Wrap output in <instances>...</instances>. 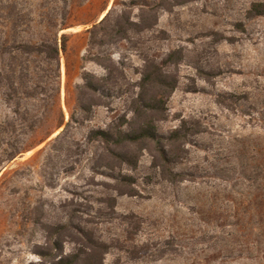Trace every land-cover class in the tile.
Segmentation results:
<instances>
[{
	"label": "rangeland",
	"instance_id": "rangeland-1",
	"mask_svg": "<svg viewBox=\"0 0 264 264\" xmlns=\"http://www.w3.org/2000/svg\"><path fill=\"white\" fill-rule=\"evenodd\" d=\"M110 1L107 26L128 24L127 35L98 30L95 45L90 34L87 41L69 35L61 79L49 84L61 88L67 131L56 130L52 92L0 90V126L11 127L0 132V264H40L31 251L39 236L19 235L14 211L41 199L52 225L63 227L54 236L61 245L55 261L264 264L262 216L242 228L257 214L245 202L260 195L242 180V166L252 171L264 161V16L253 9L264 0H0V72H17L20 83L28 68L26 81L37 82V67L53 65L22 58L17 44L92 28ZM99 56L110 57L119 79L91 94L96 105L84 113V71L97 85L108 76ZM149 74L155 80L145 83ZM163 94L159 111L143 108ZM149 121L162 143L127 145L130 164L92 137L112 129L137 134ZM34 122L44 126L36 134ZM178 131L183 138L172 140ZM9 143L24 153L5 162Z\"/></svg>",
	"mask_w": 264,
	"mask_h": 264
},
{
	"label": "trees",
	"instance_id": "trees-1",
	"mask_svg": "<svg viewBox=\"0 0 264 264\" xmlns=\"http://www.w3.org/2000/svg\"><path fill=\"white\" fill-rule=\"evenodd\" d=\"M254 12L258 13L259 16H264V5L258 4L254 5L253 7ZM111 11L107 14V16L98 24L94 25L90 30L89 34L92 39V44L95 45V35L98 30H101L103 33L107 32H113L115 34H123L127 35L128 29H131L130 26L127 24H122L120 21L116 23L114 26H107L108 20L110 18ZM125 23V20H124ZM132 25V24H131ZM66 28H64L65 30ZM59 35V33H58ZM58 35H56L53 39L49 41H43L39 44H25L20 43L17 44L18 46L15 48L16 51L22 55V58L24 57H34L36 59H39L42 62L47 63L49 66L53 65L52 68H43L41 65L40 67H37V71L35 72V76L37 79V82L32 80L31 78L25 79V77H29L28 74V68H21V71L19 72L18 79L21 80L20 83L17 82V79L15 76L17 75V72L13 71L12 75L5 76L0 72V90L5 89L6 87L9 89L10 93H13L14 95H19L20 92H22L24 95H27L28 97H39L40 95L50 94L52 92L53 101L55 102V105L59 107V119L55 125L56 130H60L64 126H66V131L69 128L70 124H66L65 122V115L61 106L60 101V94H61V88L60 86H55L53 89L49 88V84L51 79L56 81H60L61 79V53L64 55H67L69 53V42H70V36L69 35H62L60 39H58ZM96 61L100 63L104 68L108 70V76L105 78H100L99 82L100 85H97L94 81L96 80V76L92 75L88 72L83 73L82 80L83 85L80 87V97H79V109L84 112H90L91 108L94 107L96 104L93 102L91 94L98 95L100 90L102 88H107L109 90H112L110 87L111 83H116L118 81V77H116V72H118V69L114 66L112 63V60L110 57L106 56H99L96 58ZM112 63V64H110ZM23 64V63H22ZM20 69V68H19ZM119 74V73H118ZM123 74L121 73L120 76ZM31 77V76H30ZM156 74H149L145 75L143 81L151 82L155 80ZM156 79L157 82H162V75L158 76ZM26 81V82H25ZM29 83H32L29 85ZM19 86V87H17ZM174 90V89H173ZM12 95L10 96V98ZM144 95L141 96V101H144ZM88 100H91V102H88ZM165 100V95H160L159 99L151 100L152 102H146L144 104L143 108H145L148 111H159L161 102ZM138 112L141 113V110L138 108ZM71 121H75L74 115H71ZM35 124L30 126L31 130L34 134L38 132L37 129H42L43 123L40 122H34ZM153 122L149 121L147 122V128H144L141 132L137 134H130L127 132H123L122 130H116L115 133H113V129L109 131H95L92 133V137L98 142H101L105 147V149L111 154L116 157V159L120 160L123 163L130 164L132 163V156L125 153L124 149L127 145L136 144L144 141H149L152 143L160 144L162 143L160 140H158V134L156 132V129L153 126ZM11 130V127L5 128L3 126H0V132L9 133ZM65 131V132H66ZM53 133L49 134L44 140H42L40 143H43L46 141L49 137L52 136ZM62 135L58 136L57 139H60ZM182 133L180 131L175 132V136L172 138V140H180L182 139ZM7 156L5 162H11L13 161L18 155L24 153L22 150L24 148L18 147L15 143H9L7 145ZM31 147V146H28ZM27 147V148H28ZM26 148V149H27ZM30 149V148H29ZM32 149V148H31ZM28 150V149H27ZM161 151L163 154H165L164 150L161 148ZM165 162H168V158L166 159L165 155ZM247 165H243V176L242 180L244 182L250 183V187H252L257 190V192L260 193L256 194L252 200H249L248 202H245L247 204L248 208H253L257 211V214L255 213L254 216L249 217L246 222V225H243L242 228L247 229L248 227L253 226L255 218L262 216V222L261 225L264 226V161L261 163V165L256 166L254 170L249 171L250 168L246 167ZM170 173V172H169ZM253 196V194H252ZM260 201V202H259ZM14 219L19 220V225L21 227L20 234L23 238L29 236L35 237L36 235L39 236V242L35 246L32 247V253L37 255L41 262L40 264H78V260H80V257L76 258H70V257H62L60 260L55 261L56 254L55 251L61 250L60 242L57 240H54V236L61 235V232L63 230V227L61 225L59 226H53L50 221V210H49V203L46 199L39 200L36 205H30L25 204L22 209H15L14 211ZM30 227L33 228V233H30ZM31 240H28V243H30ZM52 261H55L52 263Z\"/></svg>",
	"mask_w": 264,
	"mask_h": 264
},
{
	"label": "crops",
	"instance_id": "crops-1",
	"mask_svg": "<svg viewBox=\"0 0 264 264\" xmlns=\"http://www.w3.org/2000/svg\"><path fill=\"white\" fill-rule=\"evenodd\" d=\"M111 3V1L109 2V4ZM109 4L107 5V7H106V9L108 8V6H109ZM106 9H104V10H102V11H99V13H98V15H97V21H96V23L98 22V23H100L99 22V20H100V17H101V15L105 12V10ZM93 25H91V27H92ZM70 29H72V28H70ZM91 28H90V26H87V28L84 30H81L80 29V31L79 30H70L69 31V29H67V30H65V31H63V35L64 34H66V35H71L72 37H74L75 39L77 38V37H79V36H86L85 37V39H86V41H87V35H89V30H90ZM77 31V32H76ZM70 36V37H71ZM84 39V40H85Z\"/></svg>",
	"mask_w": 264,
	"mask_h": 264
},
{
	"label": "bare ground",
	"instance_id": "bare-ground-1",
	"mask_svg": "<svg viewBox=\"0 0 264 264\" xmlns=\"http://www.w3.org/2000/svg\"><path fill=\"white\" fill-rule=\"evenodd\" d=\"M111 9H112V2L110 3V5H109V7L105 10V12L101 15V17H100V20H99V22H101L106 16H107V14L111 11ZM70 30H77V29H69V31ZM79 31H80V29H78ZM81 30H83V29H81ZM77 32V31H76ZM65 75V74H64ZM63 92V91H62ZM63 94V93H62ZM33 153V152H32ZM31 153V154H32ZM28 154H30V153H28Z\"/></svg>",
	"mask_w": 264,
	"mask_h": 264
}]
</instances>
